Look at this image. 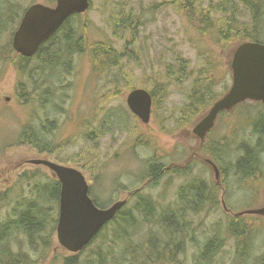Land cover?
Returning <instances> with one entry per match:
<instances>
[{
  "label": "rangeland",
  "instance_id": "obj_1",
  "mask_svg": "<svg viewBox=\"0 0 264 264\" xmlns=\"http://www.w3.org/2000/svg\"><path fill=\"white\" fill-rule=\"evenodd\" d=\"M233 1L240 11L244 9L241 0ZM56 2L57 0H0V219H5L4 217L7 216L17 197L24 193L23 189H26L27 185L19 186L21 178L25 176L24 178L31 180L37 177L35 181L41 179L44 182L54 179L49 169L27 163L29 160L47 159L79 169L87 178L92 199L97 200L99 202L97 203L106 209L117 201L125 200L127 194L123 192V187H121L123 183L132 189L143 184L142 179L148 173L145 164L148 163L150 157L160 158L162 162L167 164L172 162L183 163L189 157L191 149L197 146L195 142L190 141L183 134L186 126L194 120H189L190 122L185 126L175 125L176 117L180 111L178 109L187 104L188 99L186 97L193 90L194 79L189 81L185 79L178 86L173 85L166 88L169 91V97L165 105L169 109L166 110L168 113L164 114L167 118H172L170 123L166 125V129H162L160 124L158 126L157 120H153L147 126V129L143 128L140 141H137V144L132 143L134 138L131 137L130 133L125 134L117 132V130L104 136L100 135L98 139L92 136L91 141L88 139V133L93 132L92 126H95L97 119L100 122L103 117L99 109L100 96L110 90L119 96L107 104L105 117L112 109L116 110L115 112L124 109V93L112 85L114 79H119L120 82L124 80L119 69L114 68L108 70L107 73L94 72L90 56L84 55L72 63V67H69V75L61 71L50 72L49 70L48 74L39 78L34 74L31 76L23 74L19 68L15 67V57L17 56L15 52L10 57H7V55L6 57L2 56V54H7L5 52L9 50V44H12L13 35L24 17L25 10L36 3L52 6ZM91 2V9L83 17L77 16L79 27H82L81 23L88 26V31L84 32L85 45L92 46L96 44V41H111L117 48L122 49L126 41L136 44L128 48L137 64L130 61L126 54L124 59L125 72L131 75L135 86H137L135 88L145 87L150 90L151 83L155 81V78L158 79L157 74L167 73L168 65L175 62L178 55L189 62V73L191 68L195 73L205 68L209 62L214 63L216 66L215 74L216 76L220 75L218 77L219 87L215 88L216 91L223 92L232 83L227 60L229 50H222L215 45L218 36L216 37L214 33L219 32L218 30L223 26L225 18L220 9L213 10L212 22L207 21L206 27L203 26V29L211 31L201 37L196 28L190 25L187 18L171 4L172 0H91ZM218 2H221V0H218ZM123 6L127 8V11L133 10V17L138 19L139 24L142 26L136 39L128 40V37L125 38L124 34L121 36L122 38L114 36L116 18L121 14ZM206 7H208V2L203 3V8ZM239 19L243 22L248 21L246 23L251 22L248 15ZM71 22L75 25L72 20ZM256 37L264 43V34L259 33ZM4 58L8 59L4 60ZM36 64H40V62L30 60L29 64H26L28 72ZM73 70H76V75ZM162 77L161 80H166L164 79L165 76ZM44 80L51 81L43 86L41 84ZM48 85L55 90L56 99L47 100L43 102L44 105H41L35 99ZM120 86H123V83H120ZM36 88L42 90L39 92L36 91ZM26 96L28 97L27 102H25ZM7 98H9V101H7ZM237 111L244 114L245 105L238 106ZM47 121L52 122L55 131L52 134L45 135L44 141L50 143V148L54 151V154L51 152L42 154L29 144L23 146L15 144V141L19 138V132L28 127H33L36 131L43 130ZM245 123L246 121L240 120L237 124V130H241ZM246 130L247 133L243 132L237 137L236 144H227L228 149L239 150L242 146L253 145L255 141L252 140L251 130ZM228 132L229 127H225L221 136L232 138ZM236 135H239V132ZM222 141L225 140H218V144H216L212 139L206 143V147L217 145V148H220L221 143H224ZM10 144H12V147L8 148ZM129 147L132 149L135 147V151L130 153ZM238 154L242 155L243 153L239 152ZM80 155H86V160L78 162ZM117 155H120V158ZM237 157V155L226 156V166H229ZM167 173V175L162 176L166 179L162 182L160 188L156 191H146L142 196H151L155 200L157 199L162 206L174 205L176 203V192L185 183L186 179L176 175L171 176L170 172ZM234 174L226 179V183L230 187L229 190L233 189L239 192L243 188L242 184L250 190L246 193V197L232 195L234 200L230 198L229 204L231 207L233 205L234 212L256 210L263 207L264 176L259 177L257 180L253 179L250 184H247L238 180ZM27 175L29 178H27ZM7 194L9 195L6 196ZM113 200L115 201L112 203ZM134 204V201L129 202L127 209L133 208ZM171 210L175 213L177 211L173 206ZM175 213L170 218L172 221L177 216ZM56 215H59V205ZM209 216L211 218L209 223L202 225L201 228L208 227V229H211L215 219L224 224L222 226L224 230L226 229L225 224L229 226L231 223L227 217L217 210ZM187 220L188 217H186ZM239 222H246L244 224H247L249 228L253 227L255 232V239L252 244L253 253L248 262V264H255V258L264 253V217L244 216ZM141 226L136 232L138 235L137 240L144 243L147 240L150 228L146 227L145 224ZM205 237H210V233ZM16 248L15 250H18L19 246ZM228 249L230 248L228 247ZM190 250L189 242L185 240L181 247L175 248L176 258L179 257V260L184 264H193V254ZM50 252L53 255L46 264H60L65 257L75 256L59 245L57 230L52 236ZM52 256H55V261L51 260ZM227 256L233 257L228 254Z\"/></svg>",
  "mask_w": 264,
  "mask_h": 264
},
{
  "label": "trees",
  "instance_id": "obj_2",
  "mask_svg": "<svg viewBox=\"0 0 264 264\" xmlns=\"http://www.w3.org/2000/svg\"><path fill=\"white\" fill-rule=\"evenodd\" d=\"M241 1L244 8L242 11L239 10L233 0H221V2H218V0H172L171 4L187 18L190 25L196 28L201 37L211 31L203 29V26L205 25L206 27L207 21L212 22L213 10L220 9L224 13L225 18L222 24L223 27H220L222 31L214 33L216 37L218 36L215 45L222 50H231L239 42H256L258 40L256 35L259 33L264 34V11L261 7V2L263 1ZM206 2H208V7L203 8V3L206 4ZM121 10V14L116 18L114 36L122 38L121 36L124 34L125 38L128 37V40L136 39L142 27L139 24V20L133 17L134 12L132 9L127 11V8L123 6ZM245 15L251 18L250 23H246L248 21H240L239 18H243ZM78 19L77 16L72 18L75 25H77ZM75 25L72 24L71 20L68 21L62 32L58 35L56 34L41 48L36 58L25 59L16 56L15 67L19 68L23 74L29 76L34 74L39 78L48 74L49 70L50 72L61 71L67 75L69 67H72V63L77 58L88 55L91 58L94 72L107 73L108 70L114 68L122 72L124 80L120 82L119 79H114L112 81L114 88L123 92L133 88L132 84L134 82L131 75L125 72L124 59L126 54L130 61L137 64L136 59L131 55L128 48L136 44L126 41L127 44L125 42V46L122 49L117 48L111 41H98L92 46L85 45L84 32L88 31V26L82 23V29V27ZM13 52L12 44H9V50L5 52L7 54H2V56L6 57L7 55V57H10V55L14 54ZM7 59L4 58V60ZM30 60H38L40 64H36L29 71V74L26 64H29ZM176 64V74L189 75V62L187 60L182 59L178 55ZM211 65L209 68L213 71ZM208 66L209 64L204 70L207 71ZM185 79L187 78L181 79L179 83L181 84ZM49 81L51 80H44L41 85L45 86ZM120 83H123V86H120ZM41 90L36 88V91L40 92ZM111 91L100 96L99 109L103 117L100 122L97 119L95 126H92L93 132L91 134L88 133V139L91 141L95 130L97 139L100 135L104 136L117 130L116 123L109 116L110 113L105 117L107 104L114 98L119 97L117 93ZM192 94L193 104L201 106L202 109L209 107L215 100L213 90L210 88H199L194 90ZM51 99H56L55 90L48 85L46 89L44 87L35 100L44 105L43 102ZM192 115L197 118V115H204V111L201 110L199 114L198 112H193ZM254 128L257 134L264 138V119L258 121ZM54 131L55 128L52 122L49 121L45 122L43 130L36 131L35 128L28 127L19 132V138L15 141V144L17 146L29 144L42 154L48 152L54 154V151L50 148V143L48 144L44 141L45 135L52 134ZM12 144L8 145V148L12 147ZM262 150H264V144L257 143L250 146H242L239 150H231L224 146L220 148V151L216 149L214 152H218L224 158L230 154L243 153L244 155L238 159L234 170L240 174L250 176L260 167L259 153ZM79 157L78 162L86 160V155H80ZM161 174L163 176L167 172L161 170ZM24 177L19 180V183H21L19 186L27 185L26 189H23L24 193L17 197L7 216L4 217L5 220L0 219V264H46L49 262L48 259L51 255H53L50 250L52 247V236L58 223L59 216H56V211L59 205L61 185L56 179H49L48 182H44L41 179L35 181L37 177L31 180H27ZM27 178H29L28 175ZM33 182L34 184L32 185ZM25 194L27 195L25 196ZM97 202L96 200L95 204L103 208ZM174 213L171 210V206H162L151 196H142L140 202L134 205L133 208H125L118 212L116 219L109 223L83 252L75 256L65 257L60 264H184L179 260V257L176 258L175 248L181 247L190 232L191 225L185 220L189 216V212L188 208L184 207V204H180L175 213L177 215L175 222L170 219ZM144 224L150 229L146 242L141 243L137 240L138 235L136 232ZM223 225H219L213 239L205 245V248L193 256V264H204V262L205 264H248L253 253L252 244L255 239V232L252 227L250 229L243 224L231 222L229 226L225 224L226 229L224 230L221 229ZM13 232L16 233L14 234ZM9 233L13 234L10 235ZM228 237H237L239 240L237 252L233 254L232 258L222 252L223 244ZM14 241L19 246L18 250L14 248ZM16 251L19 253L18 256ZM51 260L55 261V256H52ZM254 263L264 264V253L257 256Z\"/></svg>",
  "mask_w": 264,
  "mask_h": 264
},
{
  "label": "flooded vegetation",
  "instance_id": "obj_3",
  "mask_svg": "<svg viewBox=\"0 0 264 264\" xmlns=\"http://www.w3.org/2000/svg\"><path fill=\"white\" fill-rule=\"evenodd\" d=\"M262 1L264 2V0ZM263 2H261L262 9L264 5ZM55 4L56 3H53L52 6H54ZM221 29L222 28H220L218 31H222ZM241 43L242 42H239L237 46H239ZM253 43H263V42L257 40L256 42ZM210 65L211 63L209 62L207 71L204 70V68H202L199 72L194 73L191 68L189 75L186 74L178 75L176 74L177 64L175 59V62L170 63L168 65L167 73L163 75L161 73L157 74L156 77L158 79L155 78V81L151 83L150 90L146 89L145 87L135 88L137 86H135V84H132L133 88H131L130 90H125L123 92L124 93L123 97H125L124 109L122 110L119 109L117 110V112H115L116 110L114 111L112 109L109 112L110 118L116 123L117 132H123L125 134L130 133L132 135L131 137L134 138L132 143L137 144L136 142L140 141V137H141L140 135L142 133L143 128L147 129V126H149V124L153 120H157L158 126L160 124V127L162 129H166V125L170 123V120L172 118L170 117L167 118V116L164 114V113H168L166 110L169 109L165 105L166 104L165 102L169 97L168 96L169 91L166 88L168 86L171 87L173 85L178 86V84H180L179 81L184 78H187L188 81L194 79L192 86L193 90L191 89L192 92L188 94L187 97L185 96L188 99L187 104L183 108L178 109L180 111H179V115L176 117L175 125L185 126L190 122L189 120H194V122L186 126V130H184L183 134L186 136L187 139H189L192 142H195V145L197 146L194 147V149L193 148L191 149L189 157L186 158L183 163L172 162L170 164H167L165 162H162L160 158L150 157L148 163H146L147 165L145 164V167L148 169V173L142 179L143 184H141V186L132 189L131 187L126 186L124 183L121 185V187H123V192L127 194L125 199L127 200L128 204L129 202L134 201L135 202L134 205H136L138 202H140V198L146 191H156L158 188L161 187L162 182H164V180L166 179L161 176L162 175L161 170L165 172H170L172 174L171 176L176 175L180 178H185L186 179L185 183H183L180 186L179 190L176 192V200H175L176 203L174 205L172 204L171 207L173 206L177 209L180 204H184V207L188 208L189 216L186 222L189 223L191 226L189 229L190 232L188 233V236L187 238H185V240L189 242V246L191 248L190 251L192 254L194 253L193 256L200 253L205 248V245L211 239H213L214 234L217 232V229L221 224L218 219H215V222H213L211 229H208V227L201 228L202 225L209 223V219H211L209 214H214L215 210H217L218 212L220 211L225 217H227L230 220V222H234L235 224L237 223L243 224L246 227H248L247 224H244L246 222L244 223L239 222V220H241V218H243L244 216L238 217L237 213L234 212L235 210L233 205L231 207L229 203L231 201L230 198H232L233 194L234 196L236 194L237 196L241 195V197L242 196L246 197V193L250 190L247 187H245V185L243 184H242L243 188H241L239 192L233 189L229 190L230 187H228L226 183V179H229L231 174L233 176V174L235 173L234 175L237 176L238 180H241V182L243 183L250 184L251 180L253 179L257 180L259 179V177L264 176V160H263L264 150H262L259 153L260 167L250 176L240 174L237 171L235 172L234 170V167L238 159L244 154L239 155L238 153H235V155H237L238 157L236 158V160L233 161L234 163L232 162L233 164L230 163L229 166H226L225 158L221 157V155H219L218 152L217 153L214 152L216 149L220 151L221 147L225 145L227 146V144L229 143L236 144L237 137L240 136L243 132L247 133L246 129L251 130L250 133L252 134V140L255 141L253 144H257V143H261L262 145L264 144V138L261 137L259 134H257V131L254 128L258 121L264 119V104L261 101H245L244 103H242L243 105H245L244 114H242L241 111H237L238 106L242 104L236 106L231 111L220 112L217 116L214 128L207 134L204 140H201L193 133L194 126L209 113L214 103L228 92L229 88L232 86L233 83V76L230 71L231 74L230 78L232 83L230 84L229 88H227L223 92L216 91L215 88L219 87L218 77L220 75L216 76L215 74L216 66L214 65V63L211 65L213 67V72L209 73ZM162 76H165L164 79L166 80H161L160 78ZM195 76H199V77H195ZM204 87L206 89L210 88L213 90V95L215 96V100L214 102H212V104L209 107L202 109L201 106H195L193 104L192 93L194 90ZM136 89H143L149 92L152 97L151 117L148 124L143 123L130 110V108L127 105L128 94ZM249 104H252L254 106H250ZM201 110L204 111V115H200V116L197 115V118L193 117L192 115L193 112H198L199 114ZM240 120H244L246 121V123L241 128V130H237V124ZM225 127H229L228 134L231 135L232 138H230L229 136L227 137L221 136L222 130ZM238 132L239 135L235 136V134ZM214 133L215 135H213ZM96 135L97 134L95 131V133L92 136L96 137ZM212 139H214L216 144H218L217 143L218 140H225V141H222L224 143H221L220 148H217V145H214L213 147L210 146L209 148L206 147V143ZM134 148L132 149L129 147L128 148L129 152L131 153V151H135ZM235 155L232 154L231 156H235ZM117 157L120 158V155H117ZM214 166H216L219 171V177H217V173L214 171ZM229 171L231 173H228ZM114 201L115 200H113L112 203ZM155 201L160 203L157 200ZM176 219L177 218H175V220ZM221 229H223V227ZM209 233H210V237L206 239L205 236L206 235L208 236ZM223 239H224V235H223ZM238 241L239 240L237 237L226 238L223 244L224 247L222 248L223 249L222 252L228 253V255L231 254L232 256L233 254H236ZM228 247L230 249H228Z\"/></svg>",
  "mask_w": 264,
  "mask_h": 264
},
{
  "label": "water",
  "instance_id": "obj_4",
  "mask_svg": "<svg viewBox=\"0 0 264 264\" xmlns=\"http://www.w3.org/2000/svg\"><path fill=\"white\" fill-rule=\"evenodd\" d=\"M90 5V0H58L54 6L32 7L15 35V49L24 56H32L68 16L83 13ZM227 59L233 83L230 90L216 101L209 113L194 126L193 133L201 140L214 128L220 112L231 111L248 100L261 101L264 104V44L242 43ZM127 105L143 123H149L152 107L149 92L143 89L133 90L128 94ZM28 163L45 164L56 173L55 179L61 185L58 239L59 245L69 253H78L90 244L126 204L125 201L117 202L109 209L96 206L90 197L86 176L76 168L61 167L46 159H32ZM214 171L219 177L216 166ZM244 215L264 217V207L237 214L239 217Z\"/></svg>",
  "mask_w": 264,
  "mask_h": 264
},
{
  "label": "bare ground",
  "instance_id": "obj_5",
  "mask_svg": "<svg viewBox=\"0 0 264 264\" xmlns=\"http://www.w3.org/2000/svg\"><path fill=\"white\" fill-rule=\"evenodd\" d=\"M58 1V0H57ZM90 2H91V0H90ZM57 3V2H56ZM37 5H45V4H43V3H36V4H33V5H31V6H29L26 10H25V14H24V17H25V15H26V13L32 8V7H34V6H37ZM91 5H92V2H91ZM91 5H90V7L85 11V12H83V13H73V14H71L70 16H68L67 18H66V20L61 24V26L58 28V30L52 35V36H50V38H48L46 41H44L40 46H39V48H38V50L32 55V56H30V57H27V56H24L23 54H21V53H19L16 49H15V47H14V38H15V35H16V33L18 32V30H19V28H20V26H21V23H22V21L19 23V25H18V28H17V30L15 31V33H14V35H13V41H12V48H13V50H14V52L17 54V56H20V57H22V58H25V59H34V58H36V55L40 52V50H41V48L47 43V42H49L56 34L58 35L59 33H61L62 32V30H63V27L64 26H66V23H68V21H70V20H72V18H74L75 16H81V17H83L90 9H91ZM45 6H48V5H45ZM50 7V6H49ZM264 7V6H263ZM214 16V15H213ZM24 17H23V19H24ZM253 18V17H252ZM22 19V20H23ZM220 21H222V20H220ZM78 24V23H77ZM82 24V23H81ZM77 26V25H76ZM7 29V28H6ZM81 29V28H80ZM82 29H83V26H82ZM82 29H81V31H82ZM6 31V30H5ZM11 31V30H10ZM14 31V30H13ZM84 31V30H83ZM3 32V31H2ZM83 33V32H82ZM5 34H7V33H5ZM12 34V33H11ZM10 34V35H11ZM87 34V33H86ZM8 35H9V31H8ZM80 35V34H79ZM82 35V34H81ZM77 37H78V34H77ZM83 37V36H82ZM86 39V38H85ZM96 42H98V41H96ZM86 43V42H85ZM90 52V51H89ZM104 53V52H103ZM91 55V54H90ZM86 58V57H85ZM77 60H78V58H77ZM83 62V61H82ZM75 63H78V62H75ZM74 71V70H73ZM76 71V70H75ZM75 71H74V74H75ZM71 73V72H70ZM68 74V73H67ZM69 75V74H68ZM76 75V74H75ZM66 81V80H65ZM71 81V80H70ZM62 83V82H61ZM28 84V83H27ZM62 85H65V84H62ZM63 88H65V87H63ZM67 88V87H66ZM61 89H62V87H61ZM132 92V91H131ZM19 98V97H18ZM7 101H9V98H7ZM28 101V97L26 96V100H25V102H27ZM50 163H52V164H55V165H58V166H61V167H69V166H66V165H62V164H59V163H56V162H52V161H49ZM141 163V162H140ZM31 164V163H30ZM32 165H34V166H42V167H45V168H47V169H49L51 172H52V174H53V176H54V179H55V176H56V173L49 167V166H47V165H45V164H32ZM73 168V167H72ZM79 170V169H78ZM151 171V170H150ZM159 171V170H158ZM240 171V170H239ZM241 172V171H240ZM263 176V175H262ZM261 179V178H260ZM133 180V179H132ZM259 181V180H258ZM154 183V182H153ZM126 184H128V183H126ZM138 184H140V183H138ZM152 184V183H151ZM164 184V183H163ZM141 185V184H140ZM128 186V185H127ZM163 186V185H162ZM137 187V186H136ZM159 187V186H158ZM177 187V186H176ZM89 188H90V186H89ZM156 188V187H155ZM161 191V190H160ZM159 191V192H160ZM206 191V190H205ZM197 192V191H196ZM157 193V192H156ZM89 194H90V192H89ZM91 195V194H90ZM157 196V195H156ZM91 197V196H90ZM92 198V197H91ZM93 201H94V203H95V200L94 199H92ZM157 200V199H156ZM122 201H125V202H127V200L125 199V200H121V201H117V202H122ZM117 202H115L111 207H113ZM26 205V204H25ZM30 205V204H29ZM59 205H60V199H59ZM96 205V204H95ZM97 206V205H96ZM127 206H128V202L125 204V206L121 209V210H119L118 212H121L123 209H125V208H127ZM26 207H27V205H26ZM111 207H109V208H111ZM21 208V207H20ZM23 208V207H22ZM109 208H106V209H109ZM26 209V208H25ZM104 209V208H103ZM203 209V208H202ZM195 211V210H194ZM201 211V210H200ZM207 211H208V209H207ZM117 212V213H118ZM117 213H116V215H117ZM25 214V213H24ZM195 214V213H194ZM116 215H115V217H114V219H112L111 221H109L102 229H101V231L95 236V238L92 240V242L90 243V244H88L83 250H81L80 252H78V253H72V254H74V255H78V254H80L81 252H83L88 246H90L92 243H93V241L97 238V236L108 226V224L109 223H111L113 220H115L116 219ZM57 216V215H56ZM59 217H58V223H57V226H56V230H57V237H58V227H59V220H60V218H61V212H60V207H59V215H58ZM194 217V216H193ZM159 219V218H158ZM3 220V219H2ZM5 220V219H4ZM6 220H7V218H6ZM9 220V219H8ZM18 220V219H17ZM41 220V219H40ZM42 221V220H41ZM13 222V221H12ZM39 222V221H38ZM57 222V221H56ZM175 222V221H174ZM8 223V222H7ZM55 223V222H54ZM3 224V223H2ZM43 226V225H42ZM170 226V225H169ZM9 227V226H8ZM16 227V226H15ZM55 227V226H54ZM171 227H172V225H171ZM13 228V227H12ZM15 229V228H14ZM38 229V228H37ZM171 229V228H170ZM23 231V230H22ZM10 232H11V230H10ZM18 232V231H17ZM25 232V231H24ZM37 232V231H36ZM14 233V232H13ZM12 233V234H13ZM16 233V232H15ZM14 233V234H15ZM10 234V233H9ZM12 234H10V235H12ZM31 234H33V233H31ZM37 235V234H36ZM41 235V234H40ZM6 237V236H5ZM36 237V236H35ZM11 238V237H10ZM39 238V237H38ZM217 238V237H216ZM207 239V238H206ZM4 240V239H3ZM28 241V240H27ZM36 241H39V240H36ZM58 241H59V239H58ZM205 241V240H204ZM6 242H7V240H6ZM12 242V241H11ZM26 242V241H25ZM215 242V241H214ZM15 241H14V245H15ZM24 244V243H23ZM31 246V245H30ZM201 246V245H200ZM215 246V245H214ZM16 247H18L17 246V243H16ZM15 247V248H16ZM175 247V246H174ZM236 248V247H235ZM5 249V248H4ZM17 249V248H16ZM202 249V248H201ZM25 251H26V249H25ZM184 251V250H183ZM33 252V251H32ZM180 252H182V251H180ZM26 253V252H25ZM16 254H17V256H18V254L19 253H17V251H16ZM35 254H36V252H35ZM182 254V253H181ZM194 254V253H193ZM213 254V253H212ZM226 254H228V253H226ZM33 255V254H32ZM231 255V254H230ZM183 256V255H182ZM18 259V258H17ZM199 259V258H198ZM232 260V259H231ZM211 261V260H210ZM221 261V260H220ZM204 262V261H203ZM216 262V261H215ZM230 262V261H229ZM236 262V261H235ZM207 263V262H206ZM210 263V262H209ZM211 263H212V261H211ZM199 264V263H198ZM204 264H205V262H204ZM237 264V263H236ZM241 264V263H240Z\"/></svg>",
  "mask_w": 264,
  "mask_h": 264
}]
</instances>
